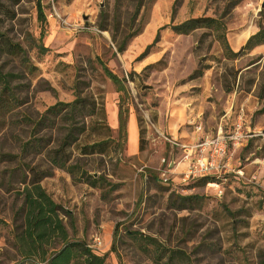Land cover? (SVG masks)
<instances>
[{"label":"rangeland","instance_id":"1","mask_svg":"<svg viewBox=\"0 0 264 264\" xmlns=\"http://www.w3.org/2000/svg\"><path fill=\"white\" fill-rule=\"evenodd\" d=\"M38 1L0 0V72L12 90L4 93L10 109L0 111V151L19 153L33 134L57 144L66 134L60 116L56 129H34V121L77 96L97 102L100 115L75 121L72 172L56 168L42 180L69 211L70 236L106 264H264V43L256 45L264 34L242 49L264 32V0H146L135 23L138 0H40L43 40ZM198 17L224 26L189 34L171 27ZM223 33L241 53L226 54ZM102 62L129 88L138 137L128 125L121 150L120 94ZM220 135L226 165L185 180L198 144ZM103 138L104 153H84ZM17 161H0V264H31L14 245L24 188L20 174L10 180ZM33 163L48 165L43 155Z\"/></svg>","mask_w":264,"mask_h":264},{"label":"trees","instance_id":"2","mask_svg":"<svg viewBox=\"0 0 264 264\" xmlns=\"http://www.w3.org/2000/svg\"><path fill=\"white\" fill-rule=\"evenodd\" d=\"M145 1L138 0L136 14L132 20L133 23H135L141 7L146 4ZM37 5L39 19L42 24L40 39L43 40L46 36L47 20L40 0ZM223 26V23L215 18L198 17L188 19L171 27L179 34H189L200 27H213L216 31H220ZM137 33L138 31L136 30L125 36L118 43V50L120 52L126 50L128 40ZM263 34L264 32L259 31L252 35L242 49L251 46L253 39ZM159 39L160 30L154 41L147 46L140 57L145 56ZM219 39L227 55H238L241 53L242 49L239 52L233 51L225 33L219 34ZM262 43H264L263 37L257 41L256 45ZM41 45L43 49H46L44 44ZM102 65L106 75L113 81L120 94L119 129L116 144L121 150L122 141L128 136L129 88L125 78L117 75L104 62H102ZM9 76L10 74L0 72V82L4 84L3 91L0 93V111L5 108L10 109L11 102L4 97L6 91H12L10 89ZM100 114L101 109L98 108L97 102L87 97L77 96L73 102L55 104L49 107L40 119L34 121V129H42L45 126L56 129L58 127L56 116H60L61 122L65 123L66 134L58 140L57 144H52V138L46 140L33 134L29 140L22 142L19 153L0 151L1 162L18 160L16 166L10 170V180H13L15 174H20L21 183L24 185V188L19 191L22 196V202L16 211L14 229V245L22 261L29 260L31 264H106L105 257L97 254L89 243L85 240L77 239L75 236H70L63 217V214L70 215L69 211L57 203L42 185V180L53 175V170L56 168L72 172L70 170L71 156L67 147L74 142L80 133L75 126L78 116H98ZM104 127L105 129H110L109 126L105 125ZM99 129L103 131L104 128L99 127ZM107 139L103 138L94 142L93 145L85 146L84 153H104L108 147ZM39 155H43L46 159V164H48L46 168H43V164L33 163L35 157ZM30 158L32 160H26ZM72 226L75 230L73 222Z\"/></svg>","mask_w":264,"mask_h":264},{"label":"built area","instance_id":"3","mask_svg":"<svg viewBox=\"0 0 264 264\" xmlns=\"http://www.w3.org/2000/svg\"><path fill=\"white\" fill-rule=\"evenodd\" d=\"M241 123L238 124V130L230 136L232 139H238L241 135ZM236 143L238 141H235ZM200 154L190 163L188 170L184 174V179L195 178L212 173L215 168L226 165L222 161L227 155L226 137L220 135L214 138H207L204 142L198 144ZM222 163V164H221Z\"/></svg>","mask_w":264,"mask_h":264},{"label":"crops","instance_id":"4","mask_svg":"<svg viewBox=\"0 0 264 264\" xmlns=\"http://www.w3.org/2000/svg\"><path fill=\"white\" fill-rule=\"evenodd\" d=\"M118 125H119V123H118ZM128 125H129V131L132 132V130H134L135 134L137 133V137H138V130H137V127H136L135 120L129 119ZM190 152H191V150H190ZM195 158H196V156H191L189 162L191 163Z\"/></svg>","mask_w":264,"mask_h":264}]
</instances>
